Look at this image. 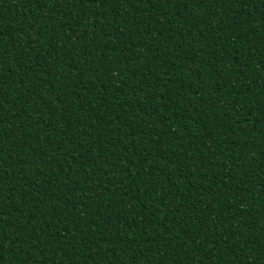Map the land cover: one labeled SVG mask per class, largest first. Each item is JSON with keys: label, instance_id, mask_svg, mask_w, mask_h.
<instances>
[{"label": "trees", "instance_id": "obj_1", "mask_svg": "<svg viewBox=\"0 0 264 264\" xmlns=\"http://www.w3.org/2000/svg\"><path fill=\"white\" fill-rule=\"evenodd\" d=\"M0 264H264V0H0Z\"/></svg>", "mask_w": 264, "mask_h": 264}]
</instances>
